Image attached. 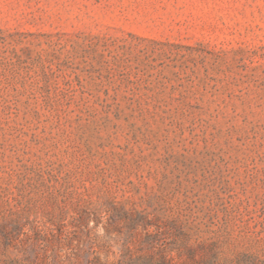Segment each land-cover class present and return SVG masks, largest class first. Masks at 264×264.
I'll list each match as a JSON object with an SVG mask.
<instances>
[{
    "label": "rangeland",
    "instance_id": "1",
    "mask_svg": "<svg viewBox=\"0 0 264 264\" xmlns=\"http://www.w3.org/2000/svg\"><path fill=\"white\" fill-rule=\"evenodd\" d=\"M162 255L264 264V0H0V264Z\"/></svg>",
    "mask_w": 264,
    "mask_h": 264
},
{
    "label": "trees",
    "instance_id": "2",
    "mask_svg": "<svg viewBox=\"0 0 264 264\" xmlns=\"http://www.w3.org/2000/svg\"><path fill=\"white\" fill-rule=\"evenodd\" d=\"M159 259H160L159 260V263L160 264H170L169 260L165 256H163V255Z\"/></svg>",
    "mask_w": 264,
    "mask_h": 264
}]
</instances>
